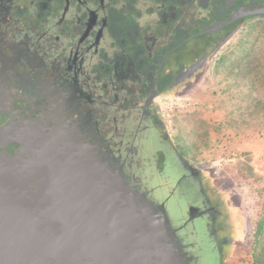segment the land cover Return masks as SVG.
<instances>
[{
  "label": "flooded vegetation",
  "instance_id": "obj_1",
  "mask_svg": "<svg viewBox=\"0 0 264 264\" xmlns=\"http://www.w3.org/2000/svg\"><path fill=\"white\" fill-rule=\"evenodd\" d=\"M253 21L264 0H0V155L28 122L78 123L164 209L188 264H230L240 219L159 104Z\"/></svg>",
  "mask_w": 264,
  "mask_h": 264
},
{
  "label": "water",
  "instance_id": "obj_2",
  "mask_svg": "<svg viewBox=\"0 0 264 264\" xmlns=\"http://www.w3.org/2000/svg\"><path fill=\"white\" fill-rule=\"evenodd\" d=\"M17 137V156L0 155V264H188L164 209L78 123Z\"/></svg>",
  "mask_w": 264,
  "mask_h": 264
},
{
  "label": "rangeland",
  "instance_id": "obj_3",
  "mask_svg": "<svg viewBox=\"0 0 264 264\" xmlns=\"http://www.w3.org/2000/svg\"><path fill=\"white\" fill-rule=\"evenodd\" d=\"M255 41L260 48L264 46V21H253L232 34L184 90L160 101L171 104L170 110L162 114L175 141L216 179L218 187L232 202L229 203L232 216L240 219L241 243L230 264H255L253 226L259 217H264V199L258 193L264 190V142L261 139L264 124L258 128L255 122V128L250 129L252 122L245 110L248 105L237 98L238 93L230 87L231 80L226 76L230 70L236 71L229 66L237 60L241 45L250 46ZM222 58L225 61L221 62ZM262 84L259 83L256 90L261 100L264 99ZM237 118L243 119L240 127L233 123ZM239 155L245 156L244 162L237 160ZM246 167L253 169L255 178L248 176Z\"/></svg>",
  "mask_w": 264,
  "mask_h": 264
},
{
  "label": "trees",
  "instance_id": "obj_4",
  "mask_svg": "<svg viewBox=\"0 0 264 264\" xmlns=\"http://www.w3.org/2000/svg\"><path fill=\"white\" fill-rule=\"evenodd\" d=\"M237 60L230 63V68L235 72L227 73L226 76L231 80V86L238 93V99L247 104L246 115L250 118V129L255 128V122H258V128H262L264 124V99H259L256 96L259 83L264 85V46L260 48L255 41L254 44L244 43L241 45L240 54L237 55ZM221 62L225 58L220 59ZM261 85V84H260ZM239 111L242 110L238 107ZM236 127L242 126L243 119L237 118L233 120ZM256 126V127H257ZM260 130V129H259ZM238 136L241 133L237 134ZM192 144V143H191ZM187 149V148H186ZM248 176L255 178V173L250 167H246ZM259 197L264 199V190H260ZM264 203V200H263ZM252 245L255 250V264H261L264 260V217H259L253 226Z\"/></svg>",
  "mask_w": 264,
  "mask_h": 264
},
{
  "label": "built area",
  "instance_id": "obj_5",
  "mask_svg": "<svg viewBox=\"0 0 264 264\" xmlns=\"http://www.w3.org/2000/svg\"><path fill=\"white\" fill-rule=\"evenodd\" d=\"M159 107H160L161 112H166V111L170 110L171 104H169V103H160ZM261 139L264 142V135L262 136ZM237 160L240 161V162H244L245 161V156L244 155H239Z\"/></svg>",
  "mask_w": 264,
  "mask_h": 264
},
{
  "label": "crops",
  "instance_id": "obj_6",
  "mask_svg": "<svg viewBox=\"0 0 264 264\" xmlns=\"http://www.w3.org/2000/svg\"><path fill=\"white\" fill-rule=\"evenodd\" d=\"M250 156H251V154H250Z\"/></svg>",
  "mask_w": 264,
  "mask_h": 264
}]
</instances>
